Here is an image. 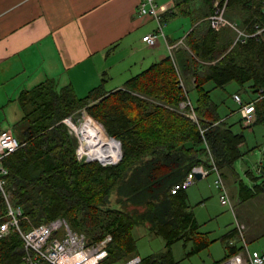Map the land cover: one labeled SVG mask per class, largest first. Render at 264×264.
<instances>
[{
  "label": "trees",
  "instance_id": "obj_1",
  "mask_svg": "<svg viewBox=\"0 0 264 264\" xmlns=\"http://www.w3.org/2000/svg\"><path fill=\"white\" fill-rule=\"evenodd\" d=\"M237 10L244 11L243 18L235 14ZM211 11L212 4L209 14ZM228 16L247 26L261 18L260 2L229 0ZM203 21L206 24L203 32L195 26L185 36L188 50L177 49L175 56L169 55L129 78L123 89L106 97L102 84L83 98H78L68 86L58 93L48 84L23 96L32 104L30 109L25 108L28 125L25 137L19 139L23 145L3 160L7 169L4 187L11 203L21 209L19 224L23 230L62 217L88 241L110 234L107 264L122 263L136 256L132 230L139 225L164 239V249L143 258L139 256V264H176L171 250L176 242L187 250L186 257L208 247L209 240L199 231L193 213L187 210L186 191L171 193L170 189L192 167H210V156L223 178L222 171L231 172L233 162L242 155L243 132L233 131V125L218 115V105L210 97L211 89L204 88L208 82L215 88H223L231 81L240 88L247 85L245 102L256 100L255 118L249 126L264 125V39L218 45L219 31ZM184 75L192 79V90L196 92V104L192 105L199 126L178 110V103L185 98L179 86V78L186 83ZM76 110H85L88 115L79 127L72 126L76 135L83 142L98 137L105 151L98 158L101 150L96 144L87 150H81L80 144L79 155L98 158L95 160L103 163L114 161L119 145L113 140L105 142L112 137L120 142L121 158L117 163L107 166L97 161L79 163L75 153L77 142L62 122ZM200 128L204 129L203 134ZM113 192L120 197L118 204L122 207L103 208ZM261 194L264 180L252 186L239 181L240 201ZM124 203L141 208V212L126 211ZM5 207L0 193V216ZM97 229L99 233L94 235ZM236 232V228L230 230L222 241ZM242 248L230 246L225 257L213 264H221ZM23 254L17 231L0 238V264H25Z\"/></svg>",
  "mask_w": 264,
  "mask_h": 264
},
{
  "label": "crops",
  "instance_id": "obj_2",
  "mask_svg": "<svg viewBox=\"0 0 264 264\" xmlns=\"http://www.w3.org/2000/svg\"><path fill=\"white\" fill-rule=\"evenodd\" d=\"M139 1L0 0V132L25 137V113L32 104L23 96L41 85L48 84L58 93L68 86L78 98L100 84L106 94L123 89L129 78L172 57L177 49H187L185 36L192 27L206 26L203 20L208 21L212 4L155 0L162 33L149 46L142 37L154 33L159 23L138 13ZM179 15L194 23L177 37L171 27L166 32L163 26ZM226 43L220 39L218 45ZM185 82L193 87L191 78Z\"/></svg>",
  "mask_w": 264,
  "mask_h": 264
},
{
  "label": "rangeland",
  "instance_id": "obj_3",
  "mask_svg": "<svg viewBox=\"0 0 264 264\" xmlns=\"http://www.w3.org/2000/svg\"><path fill=\"white\" fill-rule=\"evenodd\" d=\"M195 2L199 3L198 0H195ZM235 14H237L238 17L241 16L243 18L244 11L242 13V10H237L235 11ZM235 18L236 17L234 16H230L228 19L240 26V22ZM167 22L165 24L167 27L164 25L163 30L167 32L169 27H171L176 31L177 37L186 33L187 30H190L194 23L191 22L190 18L181 17L180 15L176 19ZM198 29L203 32L205 25L198 27ZM224 29L225 31L219 30L218 32L221 39H225L228 46L230 44L233 45L234 33H232L230 29ZM185 78L188 79L189 76H185ZM204 88L206 90L211 89L210 97L212 101L218 105L217 113L221 119H225L228 124H232L233 131L243 132L245 142L241 146V157L233 162L232 173L227 170L222 171L224 172L223 182L227 190L230 206L228 204L222 205L219 201L218 190L213 183L216 178L214 172H210L205 178L196 179L195 182L187 188V210L193 213L199 224V231L207 237L209 245L198 254L186 257L185 254L187 250L182 247V243H174L171 250L174 259L177 261L176 264H213L225 257L230 246H243L242 250L239 252L242 259H245L247 255L245 245L250 252L257 251L264 254V194L245 201H240L238 199L239 181L252 186L254 182L260 183L261 180H264V125L257 124L252 127H250V125L249 128H245L241 121L239 106L233 100L232 95L238 92L241 99L247 101L248 95L244 91L247 88V85L240 88L237 83L232 82L225 85L223 88H213L212 83H208L204 85ZM186 90H189V100L195 105L197 99L196 92L188 85ZM107 95L108 94H105V97ZM183 114L188 117L184 112ZM71 117L75 124H77L74 127H79L85 122L82 120L83 117H88V115L85 110H76ZM93 122L98 124L94 120ZM100 127L102 128L101 125ZM102 130L105 136L109 137L103 128ZM68 133L74 141L78 143V139L74 133H72V131L71 133L68 131ZM14 136L18 140L21 139L20 136ZM79 141H81L80 138ZM106 141H109V139L105 140V142ZM77 143L76 145H78ZM87 143L88 142L84 141L83 143H79V145ZM92 143L100 148L101 155L98 157L100 158L105 153L101 146V141L98 137L92 136ZM119 198L120 197L113 192L102 207L105 209L121 208L122 206L118 204V201L120 200ZM123 206L126 211H133L135 213L141 212V208L136 206L132 207V205L125 203ZM236 224L242 225L241 232L237 230V232L234 233V236L226 237L222 241V237L230 230L236 228ZM98 233L99 229L94 231V235ZM132 235L136 241L135 253L141 258L161 252L164 249V239L160 236L149 233L147 228L143 225L136 226L132 230ZM90 239L89 241L92 242Z\"/></svg>",
  "mask_w": 264,
  "mask_h": 264
},
{
  "label": "built area",
  "instance_id": "obj_4",
  "mask_svg": "<svg viewBox=\"0 0 264 264\" xmlns=\"http://www.w3.org/2000/svg\"><path fill=\"white\" fill-rule=\"evenodd\" d=\"M228 2L229 0L212 1V11L207 17L210 27L213 29H218L221 27L231 29L234 33L233 45L249 38H253L255 40L264 39V0H259L261 18L258 21L249 23L244 27L238 26L235 22L229 20L226 17ZM137 11L139 14H146L155 18L159 23L158 28L154 33L147 34L142 37V41L146 42L149 46H154L157 43L158 34L162 33L159 16L156 13L155 0H140L137 6ZM181 43L182 42L180 41L179 44ZM177 45H174V47ZM174 47H169L171 54ZM179 81V86L182 88L185 98L178 103V110L187 114L188 117L199 126L198 119L194 112V107L187 96L186 87L182 78H179ZM232 98L239 106V113L244 127L251 125L255 118L256 100L245 102L237 93H234ZM62 122L66 125L68 131L70 133L72 131V133H74L78 139V145L75 153L76 158L79 159L81 157L78 153L80 141L78 135H76L72 128V126L76 124L71 116L64 118ZM203 132L204 129L200 128V133L203 134ZM119 143L117 142L118 145ZM22 145L23 143L19 141L11 132L7 130L0 132V193L6 205L5 213L0 216V219L5 217L3 221H0V238L5 237L12 230L18 232L23 243V259L25 264H107L106 259L108 257V246L112 240L110 234H106L100 240L89 242L83 233L74 231L70 227L69 223L62 217L55 218L36 226H31L27 230L22 229L19 224V219L22 214L21 209L20 207L11 203L9 199V193L4 187L7 169L3 165V160L8 155L19 149ZM120 149L121 148L119 145V154L116 159L110 163H103L100 160L90 161H97L102 166L113 165L121 158ZM210 163V167H192V169L180 182L175 183L172 186L170 192L174 193L180 189L186 190L195 182V173H199L201 178H204L210 172H214L216 178L213 183L215 188L218 190L219 201L222 205L228 204L230 206V201L223 182V178L215 166L211 156ZM236 229L241 232L242 225L236 224ZM245 249L247 252L245 259H242L241 255L238 253L231 256L221 264L264 263L263 253H259L257 251L250 252L247 250L246 245ZM139 262L140 257L136 255L129 260L118 264H139Z\"/></svg>",
  "mask_w": 264,
  "mask_h": 264
},
{
  "label": "water",
  "instance_id": "obj_5",
  "mask_svg": "<svg viewBox=\"0 0 264 264\" xmlns=\"http://www.w3.org/2000/svg\"><path fill=\"white\" fill-rule=\"evenodd\" d=\"M111 139H113L115 142L119 143V141L115 140L114 138L111 137ZM119 145H120V143H119ZM78 161H79L80 164H86V163L90 162V160L87 159L85 156H81L78 159ZM195 176H196V179H200L201 178V175L199 173H195Z\"/></svg>",
  "mask_w": 264,
  "mask_h": 264
},
{
  "label": "bare ground",
  "instance_id": "obj_6",
  "mask_svg": "<svg viewBox=\"0 0 264 264\" xmlns=\"http://www.w3.org/2000/svg\"><path fill=\"white\" fill-rule=\"evenodd\" d=\"M87 123V122H86ZM91 127V126H90ZM97 134V133H96ZM109 140H112L111 138L109 139ZM104 141V140H103ZM114 141V140H113ZM86 142H88L87 144H82L81 146H80V149L81 150H87L88 148H90V147H92L93 146V143H92V141L90 140V141H86ZM80 143H83L82 141H80ZM86 158H87V156H85ZM88 159V158H87ZM96 159V158H95ZM89 160H92V159H89Z\"/></svg>",
  "mask_w": 264,
  "mask_h": 264
}]
</instances>
